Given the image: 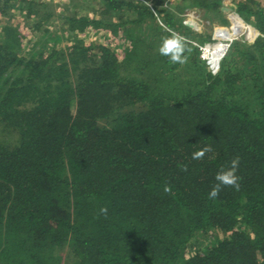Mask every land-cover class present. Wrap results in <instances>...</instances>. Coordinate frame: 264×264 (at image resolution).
<instances>
[{"label":"trees","instance_id":"1","mask_svg":"<svg viewBox=\"0 0 264 264\" xmlns=\"http://www.w3.org/2000/svg\"><path fill=\"white\" fill-rule=\"evenodd\" d=\"M188 1L220 13L222 0ZM100 2L104 14L135 18H67V31L123 29L131 49L122 59L81 40L24 54L18 28H0V264H61L63 252L68 264H264L263 7L236 2L259 36L233 43L239 67L224 59L214 74L196 57L170 63L125 29L154 14L184 29L164 0L153 2L156 13L133 0ZM235 157L239 190L209 199ZM211 232L221 236L197 247Z\"/></svg>","mask_w":264,"mask_h":264},{"label":"rangeland","instance_id":"2","mask_svg":"<svg viewBox=\"0 0 264 264\" xmlns=\"http://www.w3.org/2000/svg\"><path fill=\"white\" fill-rule=\"evenodd\" d=\"M133 1L146 4L150 10L157 12L153 7V2L159 0ZM237 1L239 0H222L219 7L220 13H208L203 9L188 6V0H164L163 10L168 11L185 27L177 32L186 39L187 62L182 66L191 64V61L196 57L201 66L214 74L219 71L224 59L239 67L241 58L233 50V43H236L240 48L244 45L249 47L254 43L259 33L236 13ZM257 1L264 9V0ZM1 8L4 9V15L0 14V28L4 24L18 28L21 49L24 54L33 52L34 56L46 55L50 49H53V43L56 42L55 47L61 49L70 45L72 40H81L91 46L107 44L121 59L124 55L123 52L131 49L123 29H120L116 34L111 30L94 28H88L83 33L76 32L72 35L67 31V18L88 17L111 21L115 24L135 18L134 15L124 11L123 16H120L119 13L104 14L100 0H0V10H2ZM35 27L38 29L33 34ZM125 29L129 32L132 31L133 39L142 42L143 47H148L149 51H153L154 54L159 53L162 39L170 34L157 14H154L153 20L147 18L143 23L127 25ZM214 36H222L223 40H217ZM205 48L211 50L208 56L204 53ZM210 61L214 62V65H211ZM129 68L131 71L135 70L134 66ZM216 235L221 236L214 232L198 236L196 246L203 247L211 244ZM61 255V264H68L67 254L63 252Z\"/></svg>","mask_w":264,"mask_h":264},{"label":"clouds","instance_id":"3","mask_svg":"<svg viewBox=\"0 0 264 264\" xmlns=\"http://www.w3.org/2000/svg\"><path fill=\"white\" fill-rule=\"evenodd\" d=\"M170 33L168 36L162 39V42L159 46V53L162 56L169 58V62L172 64H184L187 62V57L185 56L186 51V39L181 34L175 32L172 29H167ZM212 148L210 145L205 146L204 148L197 150L192 153L193 160H202L206 153L211 152ZM239 157H235L230 162L228 168H222L217 172L215 176L216 184L213 185L211 190L208 193L209 199H216L223 187H232L236 190H239V177L237 176V170L239 167ZM182 171H187V165H181ZM169 191V188L165 187V192ZM100 212L104 215H107V208H101Z\"/></svg>","mask_w":264,"mask_h":264},{"label":"bare ground","instance_id":"4","mask_svg":"<svg viewBox=\"0 0 264 264\" xmlns=\"http://www.w3.org/2000/svg\"><path fill=\"white\" fill-rule=\"evenodd\" d=\"M190 27H192V25H190ZM205 55H209L211 53V50L209 48H205Z\"/></svg>","mask_w":264,"mask_h":264}]
</instances>
